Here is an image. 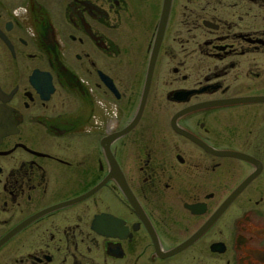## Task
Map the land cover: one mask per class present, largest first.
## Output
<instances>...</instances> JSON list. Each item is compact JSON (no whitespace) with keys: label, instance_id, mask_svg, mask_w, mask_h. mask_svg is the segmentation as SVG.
Wrapping results in <instances>:
<instances>
[{"label":"flooded vegetation","instance_id":"flooded-vegetation-1","mask_svg":"<svg viewBox=\"0 0 264 264\" xmlns=\"http://www.w3.org/2000/svg\"><path fill=\"white\" fill-rule=\"evenodd\" d=\"M0 264H264V0H0Z\"/></svg>","mask_w":264,"mask_h":264}]
</instances>
